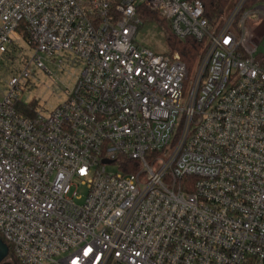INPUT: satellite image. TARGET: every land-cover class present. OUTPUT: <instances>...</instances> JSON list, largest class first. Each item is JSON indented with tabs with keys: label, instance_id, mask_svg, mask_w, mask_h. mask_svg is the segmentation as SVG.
Listing matches in <instances>:
<instances>
[{
	"label": "built area",
	"instance_id": "built-area-1",
	"mask_svg": "<svg viewBox=\"0 0 264 264\" xmlns=\"http://www.w3.org/2000/svg\"><path fill=\"white\" fill-rule=\"evenodd\" d=\"M247 1L212 26L201 0H0V54L24 63L0 85L18 264H264V4ZM142 7L203 44L187 97L180 55L135 44ZM57 58L80 68L64 103L21 113Z\"/></svg>",
	"mask_w": 264,
	"mask_h": 264
},
{
	"label": "rangeland",
	"instance_id": "rangeland-1",
	"mask_svg": "<svg viewBox=\"0 0 264 264\" xmlns=\"http://www.w3.org/2000/svg\"><path fill=\"white\" fill-rule=\"evenodd\" d=\"M135 44L144 46L149 49L154 54H167L169 48L167 46L165 35L160 30L159 26L155 22L144 23L139 27L137 35L135 37ZM260 53L264 54V39L259 45L258 48ZM25 52V51H24ZM22 50L17 49L13 51L12 58L0 54V85L4 89L3 81L8 80L13 70H20L23 68V55ZM61 58H57V61H47L45 60V65L49 70L48 73L41 70L31 71L33 72L32 77L27 83V91L25 94L21 95V98L24 101H36L42 111H53L56 107L63 104L65 101L64 91L67 88H72L76 77L79 74V66H67L65 61L61 68L58 61ZM17 61V62H16ZM196 68L190 72V78L188 82V87L186 91V97L190 91L191 82L195 78ZM14 71V72H15ZM158 165H156V169ZM108 173L116 174L119 173L118 167L116 165L107 166ZM77 192L78 196H82L81 201H77L79 204L84 202L85 196L87 195V190L85 188H73L72 195ZM3 264H13L10 260H6Z\"/></svg>",
	"mask_w": 264,
	"mask_h": 264
},
{
	"label": "trees",
	"instance_id": "trees-1",
	"mask_svg": "<svg viewBox=\"0 0 264 264\" xmlns=\"http://www.w3.org/2000/svg\"><path fill=\"white\" fill-rule=\"evenodd\" d=\"M204 5V16L212 26H217L223 16L229 14L233 9L236 0H201ZM264 4V0H248L245 9L254 7L255 5ZM139 16L144 23L155 22L160 30L165 35V40L169 48L167 54L178 53L182 61L186 64L189 72H192L199 63V58L202 54L203 44L196 41L194 38L180 40L171 31L168 22L161 17L159 12L151 11L142 7L139 11ZM11 59V58H10ZM39 105L36 101H32L28 105L20 104L18 106L21 113L32 116L36 113ZM6 260H12L13 264H18L13 259L11 247Z\"/></svg>",
	"mask_w": 264,
	"mask_h": 264
},
{
	"label": "water",
	"instance_id": "water-1",
	"mask_svg": "<svg viewBox=\"0 0 264 264\" xmlns=\"http://www.w3.org/2000/svg\"><path fill=\"white\" fill-rule=\"evenodd\" d=\"M9 248L0 238V264L8 257Z\"/></svg>",
	"mask_w": 264,
	"mask_h": 264
},
{
	"label": "flooded vegetation",
	"instance_id": "flooded-vegetation-1",
	"mask_svg": "<svg viewBox=\"0 0 264 264\" xmlns=\"http://www.w3.org/2000/svg\"><path fill=\"white\" fill-rule=\"evenodd\" d=\"M5 262H6V259L1 264L5 263Z\"/></svg>",
	"mask_w": 264,
	"mask_h": 264
}]
</instances>
